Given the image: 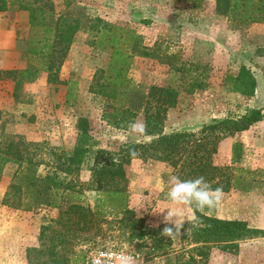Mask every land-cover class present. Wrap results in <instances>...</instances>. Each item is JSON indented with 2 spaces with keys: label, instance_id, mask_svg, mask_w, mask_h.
Here are the masks:
<instances>
[{
  "label": "rangeland",
  "instance_id": "374dc122",
  "mask_svg": "<svg viewBox=\"0 0 264 264\" xmlns=\"http://www.w3.org/2000/svg\"><path fill=\"white\" fill-rule=\"evenodd\" d=\"M22 2L34 7L35 24L28 21L27 31L19 26L20 32L28 33V40L18 42V54L11 57L20 69L0 80V141L12 142L43 161L39 168L43 174L45 168L59 165L58 155L72 153L81 134L79 119L83 118L88 124L87 139L79 144L87 152L67 177L76 187L57 196L59 208L25 211L3 205L16 165L4 168L0 180V264H28L27 249L47 247L56 242H51L57 237L54 233L66 234L59 221L71 214L60 211L72 202L98 215H89L84 230L67 234V243L57 245L70 264H88L90 253L101 248L131 251L139 264H264V237L240 241L236 251L211 246L208 255L200 258L191 252L194 245L184 237L196 220H186L177 239L160 235L166 211H156L168 205L166 193L170 178L175 176L168 163L135 158L126 166L127 207L132 218L106 205L97 212V193L86 189L96 151L114 152L123 144L150 141L145 135L129 136L126 142L119 137L127 133L130 122L145 123L143 107L151 87L176 92L175 106L167 109L162 120L165 134L195 131L203 124L264 108V23L239 26L216 11L215 0ZM13 7L21 10L19 0H14ZM74 22H78V30L57 71V51L63 44H55V25L63 29ZM33 48L37 54L28 52ZM114 49L130 56L121 86L111 84L113 70L119 66L111 63ZM51 63L54 66L48 70ZM51 73L56 75L50 78L54 82L48 80ZM239 75L255 79L253 96L234 89ZM155 97L150 99L152 108L157 106ZM234 144L241 146L237 161L232 154ZM214 162L229 167L234 187L224 193L215 209L199 211L264 229V120L222 140ZM185 216H195L194 209H186ZM132 219H141L148 229L143 240L133 237L139 225L128 227ZM155 237L168 247L154 252Z\"/></svg>",
  "mask_w": 264,
  "mask_h": 264
},
{
  "label": "trees",
  "instance_id": "16d2710c",
  "mask_svg": "<svg viewBox=\"0 0 264 264\" xmlns=\"http://www.w3.org/2000/svg\"><path fill=\"white\" fill-rule=\"evenodd\" d=\"M19 9L29 12V23L35 24L34 7L26 5L19 0ZM215 9L219 14L233 20L237 25L243 26L255 23H264V0H215ZM7 10V0H0V12ZM59 21V20H58ZM78 22L73 25L65 24L63 29L55 25V38L57 45L63 44L59 53L57 71L63 62L74 33L78 30ZM46 31H51L47 29ZM29 53L37 54V49H29ZM130 56L116 49L112 52L111 63H119L113 70L111 84L121 86L126 73V65ZM54 66H48L50 70ZM16 71H0V80L9 77ZM56 78V75H48ZM256 81L250 76L239 75L234 79V89L244 96L251 97L254 94ZM156 96V97H155ZM155 97L157 106L152 108L149 105L150 99ZM176 92L162 87H151L145 98L143 111L145 113V124L147 132L145 136L150 137L146 143L123 144L117 151L107 152L105 150L96 151V161L91 169V181L86 189L97 193L95 209L104 205L125 216L132 218V212L127 207L128 192L126 166L132 159L155 160L168 163L173 174L182 180L194 179L203 176L212 188L221 187L223 193L229 192L234 183L229 172V167H221L215 164L214 159L218 154V147L222 140L233 137L236 133L248 130L253 124L264 120V108H251L242 116L236 118H224L203 124L195 131H175L169 134L163 133L162 120L168 108L175 106ZM79 130L81 132L76 147L71 154L58 155L59 165L45 168V172L39 173V168L43 166V161L37 160L34 156L12 142L3 143L0 141V180L4 168L8 164L16 165L12 181L8 185L2 198V204L25 211L35 210L42 207L59 208L60 196L65 191L73 190L76 184L67 179L72 175L83 161V156L87 152L79 143H84L87 139L88 124L86 119H79ZM240 144H234L232 148L233 158L237 161L241 157ZM130 149H135L138 155L133 158L129 155ZM46 167V166H45ZM194 209V208H193ZM63 215H70L63 221H59L65 227L66 234L54 233L56 241L49 246L31 248L26 250L28 264H70L68 259L60 255L57 245L67 243V234H74L77 230H84L89 215L95 216L92 209L72 202L65 211H60ZM196 221L195 226L185 234L189 242L194 246L190 248L196 256L204 258L208 255L211 246L219 247L227 251H236L238 243L246 239L264 237V229L250 227L242 220H224L217 217L208 216L194 209ZM61 217L59 218V220ZM80 225L82 227L80 228ZM139 225L138 232L133 234L139 240H143L147 234L141 219H132L128 225L134 229ZM150 231V230H149ZM157 234V233H156ZM153 251H161L168 247L162 238L156 237L152 241ZM46 256L45 260L42 257ZM193 256L189 257L190 262Z\"/></svg>",
  "mask_w": 264,
  "mask_h": 264
},
{
  "label": "clouds",
  "instance_id": "9594fccd",
  "mask_svg": "<svg viewBox=\"0 0 264 264\" xmlns=\"http://www.w3.org/2000/svg\"><path fill=\"white\" fill-rule=\"evenodd\" d=\"M147 132V125L142 121L130 122L127 126V133L120 135L119 139L126 142L129 136H142ZM129 155L135 158L138 153L135 149H130ZM170 188L166 193L168 205L156 211L165 213L163 216V228L160 235L169 239H177L181 235V230L187 220L189 223L196 220L195 216L186 217V209H215L222 201L224 193L221 187L212 188L203 176L194 179L182 180L178 176L170 178ZM189 231V228L187 229ZM93 264H103L99 259ZM116 264H139L137 257L131 251L117 254Z\"/></svg>",
  "mask_w": 264,
  "mask_h": 264
},
{
  "label": "crops",
  "instance_id": "0c3cea01",
  "mask_svg": "<svg viewBox=\"0 0 264 264\" xmlns=\"http://www.w3.org/2000/svg\"><path fill=\"white\" fill-rule=\"evenodd\" d=\"M13 3L14 0H7V10L0 12V18L4 19L0 23V71L20 69L17 63L12 62L11 57L18 54L16 44L28 40V33L20 32L19 26L28 30L29 13L14 8Z\"/></svg>",
  "mask_w": 264,
  "mask_h": 264
},
{
  "label": "built area",
  "instance_id": "2783aa9c",
  "mask_svg": "<svg viewBox=\"0 0 264 264\" xmlns=\"http://www.w3.org/2000/svg\"><path fill=\"white\" fill-rule=\"evenodd\" d=\"M121 252L124 251H117L112 248L97 249L90 253L88 264H93L96 259L101 260L103 264H116V256Z\"/></svg>",
  "mask_w": 264,
  "mask_h": 264
}]
</instances>
